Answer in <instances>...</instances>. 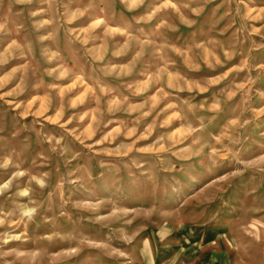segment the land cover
Returning <instances> with one entry per match:
<instances>
[{"label":"rangeland","instance_id":"rangeland-1","mask_svg":"<svg viewBox=\"0 0 264 264\" xmlns=\"http://www.w3.org/2000/svg\"><path fill=\"white\" fill-rule=\"evenodd\" d=\"M0 264H264V0H0Z\"/></svg>","mask_w":264,"mask_h":264}]
</instances>
